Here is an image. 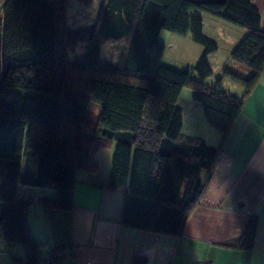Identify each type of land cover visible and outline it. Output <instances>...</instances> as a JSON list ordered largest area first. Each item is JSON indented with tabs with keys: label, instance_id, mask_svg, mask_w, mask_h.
Segmentation results:
<instances>
[{
	"label": "trees",
	"instance_id": "trees-1",
	"mask_svg": "<svg viewBox=\"0 0 264 264\" xmlns=\"http://www.w3.org/2000/svg\"><path fill=\"white\" fill-rule=\"evenodd\" d=\"M66 5L67 0H0V235L24 249L10 264L43 259L27 223L32 203L18 200V184L52 189L40 205L69 210L75 168L87 166L111 142L106 186L124 192L122 223L181 236L238 112L264 72V30L252 0H101L95 22L83 29L86 35L66 26ZM200 12L246 29L231 59L250 68L248 76L225 68L215 85L205 83L212 72L208 55L218 44L203 34ZM162 29L192 32L203 46L194 70L161 64ZM109 39L124 41L116 64L100 61L101 43ZM78 40L87 41L86 51L70 62L68 49ZM70 71L82 78L81 92L71 88ZM222 78L242 85L243 93L226 92ZM183 88L193 91L206 121L220 132L218 146L181 135L176 103ZM22 157L34 158V171H22ZM256 226L252 215L242 248H252ZM58 257L52 251L49 264ZM131 264H145V258L134 256Z\"/></svg>",
	"mask_w": 264,
	"mask_h": 264
},
{
	"label": "crops",
	"instance_id": "crops-1",
	"mask_svg": "<svg viewBox=\"0 0 264 264\" xmlns=\"http://www.w3.org/2000/svg\"><path fill=\"white\" fill-rule=\"evenodd\" d=\"M252 2L260 11V27L264 30V0ZM66 26L79 27L69 26L67 17ZM244 34L222 35L230 52ZM83 46V53L74 59L84 55L87 41ZM211 76L204 81L209 83ZM212 81L210 85L215 80ZM222 85L233 95L240 96L244 91L242 85L229 80H223ZM183 90L176 103L182 110L181 135L198 136L208 145L218 146L220 132L206 121L198 102L190 99L181 102ZM186 114L192 123L185 130ZM114 147L115 142H111L98 148L87 166L75 168L69 210L40 205L41 196L53 195L52 189L18 184V200L32 203L27 223L40 244L43 259L39 264H49L52 251L58 252L59 257L51 264H131L134 256L145 258V264H264V72L238 112L181 236L153 233L122 223L124 192L106 186ZM21 166L22 171L26 168L34 171V158L28 161L22 157ZM252 215L257 217L254 243L251 249H244L240 239ZM1 239L0 235L6 257L3 255L0 264H10L14 255H24L23 247Z\"/></svg>",
	"mask_w": 264,
	"mask_h": 264
},
{
	"label": "rangeland",
	"instance_id": "rangeland-1",
	"mask_svg": "<svg viewBox=\"0 0 264 264\" xmlns=\"http://www.w3.org/2000/svg\"><path fill=\"white\" fill-rule=\"evenodd\" d=\"M100 4L101 0H93L89 4H84L79 0H67L66 17L68 25L72 27L79 26L78 28H76L78 30H72L78 31L77 33L84 32V35H86L87 30L83 29L90 27L95 22ZM200 13L202 15L203 34L213 38L218 44L217 50L212 52V55H208V61L212 68V76L207 80V82H209L207 84H212L213 81H210L213 79L215 80L213 85H215L216 80L221 77L222 72L225 68L230 69L231 71L243 76H248L250 74L249 72H251V69L242 64L243 66L241 67L245 69L242 70V68L238 66V64H235L236 61L231 59L232 51L230 52V50L227 48L228 45L224 42V37L222 38V35H243V33H246V29L230 23L219 16L207 12ZM192 35V32L188 33L187 35H179L169 30L162 29L159 33V40L164 43L165 50L163 58L161 59V64L175 70H194V67L203 51V46L200 43L196 42L193 39ZM211 35H216L218 37L214 38ZM219 35H221V37ZM84 42H86V40H78L73 46L68 49V59L70 62H72L76 56L80 57V55L83 53ZM122 47L123 40L109 39L101 43L100 61L109 64H116L119 60V55ZM68 76L71 88L74 91L81 92L82 78L72 73L71 71L69 72ZM194 77L196 79H200L196 73L194 74ZM222 79L229 80L227 78ZM230 81L232 80H229V82ZM225 84L227 88V82ZM10 91L22 93V91L18 88L10 89ZM31 94L37 95L33 91H31ZM192 95L193 91L191 89L184 88L181 94V102L185 99H190L193 101ZM191 123L192 120L189 114H186L185 130L189 127V125H191ZM22 193H24V191L21 192V194ZM30 196H32L31 193ZM1 241L4 240L1 239ZM13 245L22 247V245L18 243ZM3 247L4 246H2V244L0 243V260H3L6 257V252L2 251ZM8 251L10 250L8 249ZM3 255H5V257Z\"/></svg>",
	"mask_w": 264,
	"mask_h": 264
},
{
	"label": "built area",
	"instance_id": "built-area-1",
	"mask_svg": "<svg viewBox=\"0 0 264 264\" xmlns=\"http://www.w3.org/2000/svg\"><path fill=\"white\" fill-rule=\"evenodd\" d=\"M186 264H204L203 262H194V263H186Z\"/></svg>",
	"mask_w": 264,
	"mask_h": 264
}]
</instances>
